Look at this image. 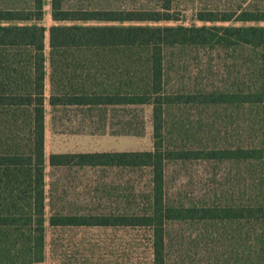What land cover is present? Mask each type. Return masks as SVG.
I'll use <instances>...</instances> for the list:
<instances>
[{
  "label": "trees",
  "instance_id": "trees-1",
  "mask_svg": "<svg viewBox=\"0 0 264 264\" xmlns=\"http://www.w3.org/2000/svg\"><path fill=\"white\" fill-rule=\"evenodd\" d=\"M49 4V27L44 0L0 8V264L44 259L46 165L52 226L148 227L152 264H264V5L152 25L178 20L171 0ZM46 102L52 125L80 116L74 132L98 134L142 135L147 110L152 148L46 157ZM177 164L193 166L189 194ZM85 168L126 171L121 194L101 182L122 205H61L55 173Z\"/></svg>",
  "mask_w": 264,
  "mask_h": 264
},
{
  "label": "rangeland",
  "instance_id": "rangeland-1",
  "mask_svg": "<svg viewBox=\"0 0 264 264\" xmlns=\"http://www.w3.org/2000/svg\"><path fill=\"white\" fill-rule=\"evenodd\" d=\"M50 0H44V17L42 23L49 27L53 21L50 16ZM31 0H0V8H27ZM68 4L84 7L120 8V9H158L160 0H67ZM263 6L264 0H171V9L177 15L176 21L149 22L152 25H196L195 14L198 11L238 10L248 6ZM211 24L210 22H205ZM224 22L223 24H229ZM127 24V23H126ZM139 24H145L141 22ZM220 24V22H217ZM238 24V23H237ZM47 48V34H46ZM49 65L46 62L45 96L49 94ZM45 154L51 152H87V151H136L152 148L151 124L144 111V131L142 135H112L90 133L86 124L82 131L74 132L79 118L64 117L55 126L51 122L50 106L45 104ZM80 129V128H79ZM46 206H45V253L44 259L35 264H152L151 231L143 226H52L48 223L50 215L49 183L51 169L46 165ZM169 173L177 187L189 194L193 188V166L190 164L171 165ZM62 183L65 195L61 205L72 207L100 208L102 206H119L122 200L105 198V189L116 187L115 193L121 194L126 186L129 174L113 170L102 175L94 169H76L70 173L56 172ZM100 184V185H99ZM105 187V186H104ZM113 190V189H112ZM111 190V191H112ZM113 192V191H112ZM86 211V210H85ZM175 229V227H173ZM172 229V230H174Z\"/></svg>",
  "mask_w": 264,
  "mask_h": 264
}]
</instances>
